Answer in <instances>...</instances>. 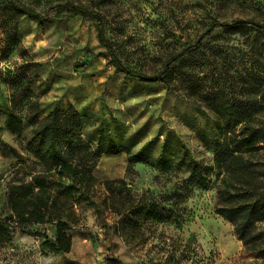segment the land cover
<instances>
[{
    "label": "rangeland",
    "instance_id": "rangeland-1",
    "mask_svg": "<svg viewBox=\"0 0 264 264\" xmlns=\"http://www.w3.org/2000/svg\"><path fill=\"white\" fill-rule=\"evenodd\" d=\"M14 1L45 18L39 23L0 0V210L7 212L8 184L29 180L39 168L23 149L32 136L25 108L11 107V80L24 67L44 106L74 100L85 116L84 141L101 153L100 183L93 199L77 206L70 252L46 253L42 243L53 227L35 225L36 234L18 232L0 246V264H264L216 211L221 136L201 100L219 87L247 99L246 79L253 76L264 90V32L254 24L211 25L214 19L264 23V0H71L101 13L122 61L144 73L157 75L186 49L182 72L157 83L119 71L98 39L96 18L71 14L62 5L67 0ZM255 122L264 126V111ZM113 143L128 151L107 154ZM255 159L264 172V149ZM193 163L207 176L206 188L190 182ZM118 178L172 209V219L126 226L103 203V182Z\"/></svg>",
    "mask_w": 264,
    "mask_h": 264
},
{
    "label": "trees",
    "instance_id": "trees-1",
    "mask_svg": "<svg viewBox=\"0 0 264 264\" xmlns=\"http://www.w3.org/2000/svg\"><path fill=\"white\" fill-rule=\"evenodd\" d=\"M9 1L21 15H28L42 23L45 16L36 9L14 0ZM61 5V4H58ZM64 7L73 15L94 17L97 20L99 41L108 49L112 62L119 71L147 83L172 79L186 65V49L174 54L157 75H149L125 64L107 36L104 17L71 0ZM254 24L264 32V23L255 19H236L222 22L214 19L212 26L225 29H244ZM32 74L27 67L13 77L11 96L13 110L25 108V120L32 127V136L23 147L39 164L30 179H16L7 186V212L0 210V246L14 241L16 233H33L35 225H51L53 234H45L42 247L46 253L63 254L73 246L72 228L79 221L77 206L93 199V189L100 181L95 175L101 153L84 141L85 116L72 102L44 106L30 83ZM260 77L247 78L250 96L232 98L222 87L204 92V101L215 115V126L221 141L218 143L214 163L219 180L216 211L233 224L235 233L245 248L258 252L264 258V172L255 159L264 149V126L255 117L264 111V90ZM122 144H112L107 154L127 152ZM191 165L190 182L206 188L208 178ZM107 195L103 203L114 213L125 217V225L137 229L146 222H167L173 217L172 209L162 206L153 197L139 194L124 179H107L103 182ZM127 218V219H126ZM249 264H262L258 261Z\"/></svg>",
    "mask_w": 264,
    "mask_h": 264
},
{
    "label": "crops",
    "instance_id": "crops-1",
    "mask_svg": "<svg viewBox=\"0 0 264 264\" xmlns=\"http://www.w3.org/2000/svg\"><path fill=\"white\" fill-rule=\"evenodd\" d=\"M57 103H61V104H62V103H64V102H58V101H56V102H53V103L51 104V106L54 107ZM72 103L75 104V101L72 100ZM20 239H23V238H20Z\"/></svg>",
    "mask_w": 264,
    "mask_h": 264
}]
</instances>
